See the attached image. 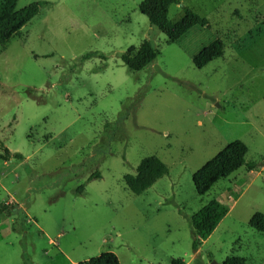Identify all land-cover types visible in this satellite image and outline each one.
<instances>
[{
    "label": "rangeland",
    "instance_id": "rangeland-1",
    "mask_svg": "<svg viewBox=\"0 0 264 264\" xmlns=\"http://www.w3.org/2000/svg\"><path fill=\"white\" fill-rule=\"evenodd\" d=\"M35 1L48 4L0 44V264L107 251L120 264H264V231L250 225L264 212V0H179L171 21L191 8L209 26L176 42L143 0L17 6ZM216 38L224 54L196 67ZM144 40L160 54L132 70L121 55ZM236 139L257 166L199 195L194 173ZM149 156L169 173L136 193L125 176ZM213 199L228 212L194 252L192 216Z\"/></svg>",
    "mask_w": 264,
    "mask_h": 264
},
{
    "label": "trees",
    "instance_id": "trees-1",
    "mask_svg": "<svg viewBox=\"0 0 264 264\" xmlns=\"http://www.w3.org/2000/svg\"><path fill=\"white\" fill-rule=\"evenodd\" d=\"M177 3L179 0H143L139 5L140 11L147 16L151 25L165 33L170 42H176L196 25L209 26V20L191 8L185 9V14L180 20L171 21L170 7ZM44 4L48 3L35 1L19 9L18 0H0V44L4 46L13 35L18 34L26 23L39 14L40 7ZM224 52L223 40L216 38L194 56V64L198 68H203L215 58L221 57ZM159 54V49L149 40H144L139 47L131 46L122 53L121 59L128 68L139 71L153 62ZM89 56L91 55H85L86 58ZM247 152L248 146L243 140L236 139L229 143L194 173L193 182L196 192L199 195L206 194L220 179L228 177L244 165L254 169L257 165L246 160ZM2 158L6 159L5 155ZM168 173L169 169L163 162L155 156H149L141 161L137 172L126 175L125 180L132 191L143 193ZM227 212L225 204L213 199L192 216L194 252H197L202 242L214 232ZM250 225L258 231H264V212H256L250 219ZM183 263V260L172 262V264ZM75 264H120V260L116 253L107 251ZM221 264H245V259L232 256Z\"/></svg>",
    "mask_w": 264,
    "mask_h": 264
}]
</instances>
